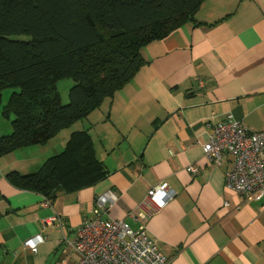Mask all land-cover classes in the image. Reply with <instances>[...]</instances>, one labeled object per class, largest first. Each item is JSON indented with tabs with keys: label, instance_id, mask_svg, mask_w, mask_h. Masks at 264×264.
Masks as SVG:
<instances>
[{
	"label": "crops",
	"instance_id": "0c3cea01",
	"mask_svg": "<svg viewBox=\"0 0 264 264\" xmlns=\"http://www.w3.org/2000/svg\"><path fill=\"white\" fill-rule=\"evenodd\" d=\"M140 55L145 65L100 109L0 159V264H78L74 230L106 192L117 197L106 217L136 230L142 223L129 214H142L167 264H264V197L246 202L227 190L231 159L217 167L201 149L227 115L264 132V0H203L191 22ZM81 131L107 171L102 182L46 204L6 181L38 172ZM160 183L175 197L157 212L146 195ZM52 217L50 227L39 221ZM36 236L43 241L32 253L23 244Z\"/></svg>",
	"mask_w": 264,
	"mask_h": 264
},
{
	"label": "trees",
	"instance_id": "16d2710c",
	"mask_svg": "<svg viewBox=\"0 0 264 264\" xmlns=\"http://www.w3.org/2000/svg\"><path fill=\"white\" fill-rule=\"evenodd\" d=\"M203 0H0V159L43 145L113 98L145 65L140 51L192 21ZM69 80L67 104L57 90ZM87 131L32 175L12 172L15 189L49 202L102 182Z\"/></svg>",
	"mask_w": 264,
	"mask_h": 264
},
{
	"label": "built area",
	"instance_id": "2783aa9c",
	"mask_svg": "<svg viewBox=\"0 0 264 264\" xmlns=\"http://www.w3.org/2000/svg\"><path fill=\"white\" fill-rule=\"evenodd\" d=\"M203 89L202 84L199 85ZM205 160L217 167L224 157H229V167L224 173V186L244 201H257L264 197V132H255L235 121L231 115L212 128L205 143L201 145ZM191 176L198 170L187 168ZM175 193L166 183L153 186L147 192V200L161 211ZM116 196L106 192L94 199L92 217L74 230L71 243L78 256V264H167V259L158 251L148 236L142 214L129 216L142 223L136 230L122 221L106 217L108 209L116 202ZM43 201L48 204L44 198ZM45 227L52 226L56 218L39 219ZM61 225V224H60ZM41 236L24 242L23 246L36 253L42 243Z\"/></svg>",
	"mask_w": 264,
	"mask_h": 264
},
{
	"label": "rangeland",
	"instance_id": "374dc122",
	"mask_svg": "<svg viewBox=\"0 0 264 264\" xmlns=\"http://www.w3.org/2000/svg\"><path fill=\"white\" fill-rule=\"evenodd\" d=\"M70 86H72V82L69 80L60 81L58 83L57 90L62 97V104H67L68 102L67 94ZM9 95H10V91H5L0 94V99L2 100L1 106H3L5 102H7ZM9 132L10 129L8 125L5 123L4 120H2V118H0V137L9 134ZM37 166H40V164H38Z\"/></svg>",
	"mask_w": 264,
	"mask_h": 264
}]
</instances>
